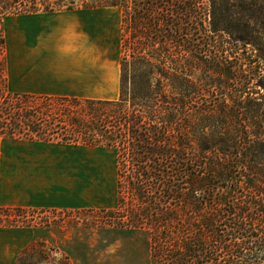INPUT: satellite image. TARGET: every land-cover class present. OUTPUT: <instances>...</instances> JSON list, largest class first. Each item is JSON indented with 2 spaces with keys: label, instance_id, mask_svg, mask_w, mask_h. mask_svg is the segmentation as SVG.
<instances>
[{
  "label": "trees",
  "instance_id": "16d2710c",
  "mask_svg": "<svg viewBox=\"0 0 264 264\" xmlns=\"http://www.w3.org/2000/svg\"><path fill=\"white\" fill-rule=\"evenodd\" d=\"M81 2L122 10L119 99L1 86V137L114 150L117 206L100 212L113 228L149 234L150 264H264V94L253 91L264 90V67L227 47L249 39L207 26L202 0ZM75 7L0 0V18ZM25 212L0 205V226ZM52 252L33 240L16 264H53Z\"/></svg>",
  "mask_w": 264,
  "mask_h": 264
},
{
  "label": "rangeland",
  "instance_id": "374dc122",
  "mask_svg": "<svg viewBox=\"0 0 264 264\" xmlns=\"http://www.w3.org/2000/svg\"><path fill=\"white\" fill-rule=\"evenodd\" d=\"M75 1L79 7L82 5L81 0ZM84 1L93 3L95 0ZM202 1L204 11L208 13L206 25L215 26L223 34V39H229V35L249 39L245 47L231 41L227 45L231 49L228 52L233 51V56L243 58L254 67H264V0ZM3 20L0 18L1 36ZM112 23L114 27L118 24L120 62L121 8L112 16ZM4 46L0 44V64L5 68ZM4 72L0 78H6V82L0 81V87L11 92L6 68ZM253 91L264 94L259 86ZM119 97L120 86L117 100ZM24 155L31 156L32 161L25 162L27 157ZM34 180L39 182L36 190L44 185L48 192L71 193L77 203L72 204L73 209L21 207L26 210L23 214L26 218H15L14 213L12 226H0L1 245L8 246L10 251L0 264H16L18 255L33 240L43 241L52 249L53 264L64 256L70 258V264H150L149 234L144 230L113 228L104 223L107 218L100 212L117 206L114 150L55 141L18 140L0 135V205L12 207L15 186L32 184Z\"/></svg>",
  "mask_w": 264,
  "mask_h": 264
},
{
  "label": "crops",
  "instance_id": "0c3cea01",
  "mask_svg": "<svg viewBox=\"0 0 264 264\" xmlns=\"http://www.w3.org/2000/svg\"><path fill=\"white\" fill-rule=\"evenodd\" d=\"M118 9L75 7L4 18L6 74L11 92L117 100L119 31L118 24L113 26L112 16ZM25 157V162L32 161L31 156ZM36 185L39 182L35 180L32 184L16 185L12 207L73 209L72 204L77 203L71 193L48 192L44 185L36 190ZM1 244L0 260L3 262L10 251L8 246Z\"/></svg>",
  "mask_w": 264,
  "mask_h": 264
}]
</instances>
